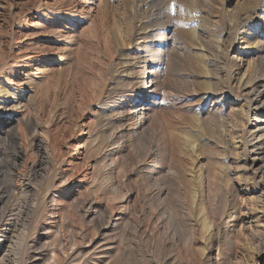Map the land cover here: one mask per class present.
I'll use <instances>...</instances> for the list:
<instances>
[{
	"label": "rangeland",
	"instance_id": "374dc122",
	"mask_svg": "<svg viewBox=\"0 0 264 264\" xmlns=\"http://www.w3.org/2000/svg\"><path fill=\"white\" fill-rule=\"evenodd\" d=\"M255 90L264 0H0L7 264H264Z\"/></svg>",
	"mask_w": 264,
	"mask_h": 264
},
{
	"label": "bare ground",
	"instance_id": "6f19581e",
	"mask_svg": "<svg viewBox=\"0 0 264 264\" xmlns=\"http://www.w3.org/2000/svg\"><path fill=\"white\" fill-rule=\"evenodd\" d=\"M251 93H252V91H251ZM261 94L262 93H260V92H258V91H256L255 90V93H254V99L257 101H259V102H263L264 100L262 99V96H261ZM261 99L263 100V101H261ZM255 103V102H254ZM263 104H264V102H263ZM256 105V104H255ZM259 106H257V108H258ZM16 121V120H15ZM16 123H17V121H16ZM11 124H12V122L10 121V122H8V123H6V124H4L3 125V127H1L0 128V133L1 132H3L4 133V131H7V129L9 130L10 129V138H11V140L10 141H12V143H13V147H14V153H13V155H12V159H9V160H4L3 161V163L6 161V167H7V171H5V172H8V174H7V176H8V184H7V190H10V192H11V194L13 195L14 193L15 194H20V195H22V197H24L25 196V193L27 192L26 190H27V188L25 187V185H27L29 182H28V180L27 179H25V181L27 180V183L25 184V185H22V186H20V187H18V188H16L17 187V184L18 183H20V184H22L24 181H21L22 179L21 178H23V173L22 172H20V171H18L19 169V166L21 165V164H19V166H18V164L17 163H19L18 162V160H21V158H22V156H23V152H24V149H23V147L21 146V144L19 143V145H17V137H18V134H17V132H15V131H13L12 130V128H11ZM8 132V131H7ZM20 134V133H19ZM3 135V134H2ZM261 135V134H260ZM264 135V134H263ZM262 135V136H263ZM262 136H259V137H262ZM1 137V136H0ZM9 138V137H8ZM258 138V137H257ZM19 139V138H18ZM260 139V138H259ZM261 140V139H260ZM264 140V139H263ZM263 140H262V142H263ZM10 144V143H9ZM5 145V144H4ZM8 145V144H7ZM262 146V145H261ZM11 147V146H10ZM31 150H34V153L36 154V156L39 158V161H40V163H42L43 164V162L45 161V159L47 158V151H46V148H45V146H44V144H43V142H42V140H36V141H34L33 143H32V146H31ZM2 152V151H1ZM2 154V153H1ZM264 155V154H263ZM2 163V162H1ZM36 164V163H35ZM37 165V164H36ZM22 166V165H21ZM40 166V165H39ZM4 167H5V165H4ZM259 168H261V167H259ZM0 169H1V167H0ZM34 170V169H33ZM2 171V170H1ZM1 171H0V177H1ZM199 172V171H198ZM3 175V174H2ZM199 177V176H198ZM2 178V177H1ZM19 178V179H18ZM197 178V177H196ZM2 180H3V178H2ZM3 183V182H2ZM5 184V183H4ZM28 187V186H27ZM5 188H2V187H0V201H2V194L6 191H4V189ZM16 188V189H15ZM14 191V192H13ZM13 192V193H12ZM8 194H10V193H8ZM7 195V194H6ZM12 195H10V196H12ZM14 196V195H13ZM10 198H12V197H10ZM16 198V197H15ZM4 199V198H3ZM13 199H14V197H13ZM194 200V199H193ZM7 201V200H6ZM22 202H23V200H21ZM10 203V202H9ZM8 203V204H9ZM24 203V202H23ZM2 204V202H0V205ZM7 204V205H8ZM9 206V205H8ZM8 206H3V209L1 208L0 209V237H3L4 239L6 238V237H4L3 236V233L5 232L4 230H5V228H4V226H5V224L8 222V219L6 218V215L4 216V213H3V211H8V209H10L9 211H8V213H9V215H11L10 213H12L13 214V212L15 211L14 209H12L10 206L8 207ZM1 207V206H0ZM19 208V207H18ZM35 209V208H34ZM33 210V206H29V205H24V206H22L21 208H20V210H17V212L15 213V214H13L14 215V217H16V221H14V222H17V220L19 219V218H23V216H24V220H23V222H22V226H21V230H23V229H26V228H28L29 227V221H30V214H31V211ZM34 211V210H33ZM6 214V213H5ZM8 215V214H7ZM12 215V216H13ZM31 216H32V214H31ZM18 218V219H17ZM11 220V219H10ZM2 222H4L5 224H2ZM19 223V222H18ZM20 224V223H19ZM12 225V226H11ZM10 225V230H12V231H10L9 233H11L10 235H9V241H8V243H6V242H3V243H1L0 242V245H1V251H0V253H2V255H1V257H0V264H7L8 262L7 261H9L10 259H9V256H10V254L11 253H13L14 255H16L17 254V252H16V250L15 251H12V249H11V246H12V244H11V239L13 238V235L15 234V233H13L14 231L13 230H15L14 229V227H17V226H15V225H17V224H11ZM17 229V228H16ZM263 229V228H262ZM20 230V229H19ZM21 230L19 231V232H21ZM16 232H17V230H16ZM247 235V234H246ZM251 235V234H250ZM249 236V235H248ZM251 237V236H250ZM248 238V237H247ZM256 238V237H255ZM244 239V238H243ZM260 239V238H259ZM262 239V238H261ZM6 240V239H5ZM264 240V239H263ZM244 241H246V240H244ZM243 241V242H244ZM256 241V240H255ZM247 242V241H246ZM260 243V242H259ZM245 244H247V243H245ZM251 244H252V242H251ZM254 244V243H253ZM256 244V243H255ZM260 244H258V246H259ZM244 246V245H243ZM252 246V245H251ZM256 249V248H255ZM264 249V248H263ZM262 249V250H263ZM10 250H11V252H10ZM14 250V249H13ZM253 250V249H252ZM260 250V249H259ZM15 252H16V254H15ZM253 252H255V251H253ZM14 255H12V256H14ZM259 255V254H258ZM16 257V256H15ZM16 259V258H15ZM13 260V259H12ZM12 262V261H11Z\"/></svg>",
	"mask_w": 264,
	"mask_h": 264
}]
</instances>
